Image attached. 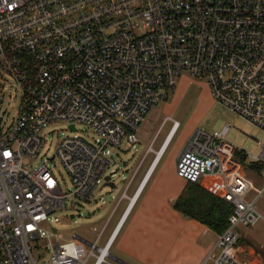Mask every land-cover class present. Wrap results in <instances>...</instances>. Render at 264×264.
I'll use <instances>...</instances> for the list:
<instances>
[{
  "label": "built area",
  "instance_id": "built-area-1",
  "mask_svg": "<svg viewBox=\"0 0 264 264\" xmlns=\"http://www.w3.org/2000/svg\"><path fill=\"white\" fill-rule=\"evenodd\" d=\"M0 71L20 92L17 116L0 118V264H115L108 259L117 230L99 244L125 192L94 242L72 234L60 243L55 211L73 199L104 204L94 195L113 183L114 152L137 150L146 115L185 74L264 132V0H0ZM56 122L72 133L82 124L93 137L66 136L50 158L24 165ZM177 128L172 121L169 135ZM230 130L193 131L176 161L187 183L221 179L220 199L231 208L202 264H249L237 257V228L264 223L255 207L264 185L245 177L247 160L264 166V142L253 155L226 140ZM55 161L70 178L67 192Z\"/></svg>",
  "mask_w": 264,
  "mask_h": 264
},
{
  "label": "rangeland",
  "instance_id": "rangeland-1",
  "mask_svg": "<svg viewBox=\"0 0 264 264\" xmlns=\"http://www.w3.org/2000/svg\"><path fill=\"white\" fill-rule=\"evenodd\" d=\"M180 91H184L182 97V94L173 95V92H170L164 101L152 107L148 112L139 128L137 135L139 143L136 145V151L134 149L125 151L124 147H122L121 150H124V152H114L116 154L115 163H112L107 173H110V170L116 172L115 177L111 179L116 189L103 183L94 195L95 199L97 195H101L104 204L97 199L93 203H83L73 199L66 201L64 209L55 211V215L60 218V222L54 225L57 233L61 235L62 240L60 243L69 241L72 234H77L89 242H94L104 225L103 223L107 220L115 201L118 199V194L122 189L120 185L123 173L130 177L148 143L151 141L152 143L155 142L154 148L158 149L167 135L172 121L178 122L179 126L164 153V160L178 149L184 138L186 129L191 127H194V131L200 130L211 133L220 131L225 125H231V130L226 135V140L248 153L253 155L258 153L257 141L260 143L264 142L263 131L236 116L220 103L209 101L205 96L206 89L201 84L195 83L191 87L182 88ZM19 101V89L14 85L12 78L8 74L0 71V118L5 122L11 123L18 114ZM207 109L209 110L205 112ZM165 117H169L171 121L161 126V122ZM76 127L77 131L72 133L69 131L66 122H56L50 125L45 131L46 144L43 151L35 158L23 157L24 165L27 167L37 166L45 158H50L55 151L56 143L66 136L77 135L88 141L93 137L92 133L82 124H76ZM55 165H52V172L58 179L62 191L67 192L71 189L70 178L58 161H55ZM245 167L247 169L246 179L258 189L263 187L264 167L260 175L249 168L248 161L245 162ZM255 207L264 215V193L258 199ZM116 216L105 231L99 244L100 247L103 246L109 236L115 224ZM237 230L242 238L241 244L257 249L259 251L258 256L264 261V223L259 222L251 227H238ZM88 250L89 247L86 246V251ZM108 261L111 262L112 260L109 258ZM93 263L94 258H90L86 262V264Z\"/></svg>",
  "mask_w": 264,
  "mask_h": 264
},
{
  "label": "crops",
  "instance_id": "crops-1",
  "mask_svg": "<svg viewBox=\"0 0 264 264\" xmlns=\"http://www.w3.org/2000/svg\"><path fill=\"white\" fill-rule=\"evenodd\" d=\"M195 83L204 86L205 96L214 103L207 84L204 81L192 79L186 74L179 80L173 95L182 94V97L185 90H180L184 87H191ZM165 118L161 126L167 123L164 122ZM177 124L179 126L178 122ZM170 130L171 127L158 149L154 148L155 142L148 143L130 177L124 173L122 175L120 185L122 189L118 194V199L123 192H125V197L118 202L113 213L111 210L110 214H112L111 217L110 214L108 216L110 219L105 229L106 231L112 219L117 215L109 234L110 236L115 229L117 230L109 248L110 259L115 263L202 264L216 243L217 233L193 219L185 218L173 209V202L190 185L208 190L221 198V179L210 180L209 177H204L198 183L190 184L177 177L175 170L177 157L185 141L194 131V127L186 129L178 149L164 160V153L175 133L169 135ZM163 145V153L157 158L156 154ZM248 166L258 175L264 167L263 163L249 162ZM246 172L245 167V176ZM125 176L128 179H123ZM108 185L116 189L114 183ZM241 239L239 235L237 257L245 259L249 264H264L258 256L259 251L249 245H242Z\"/></svg>",
  "mask_w": 264,
  "mask_h": 264
},
{
  "label": "trees",
  "instance_id": "trees-1",
  "mask_svg": "<svg viewBox=\"0 0 264 264\" xmlns=\"http://www.w3.org/2000/svg\"><path fill=\"white\" fill-rule=\"evenodd\" d=\"M173 209L185 218L205 225L218 235L226 229L231 212L230 206L220 198L193 185L173 202Z\"/></svg>",
  "mask_w": 264,
  "mask_h": 264
},
{
  "label": "water",
  "instance_id": "water-1",
  "mask_svg": "<svg viewBox=\"0 0 264 264\" xmlns=\"http://www.w3.org/2000/svg\"><path fill=\"white\" fill-rule=\"evenodd\" d=\"M117 262V261H116ZM120 264V263H119Z\"/></svg>",
  "mask_w": 264,
  "mask_h": 264
}]
</instances>
